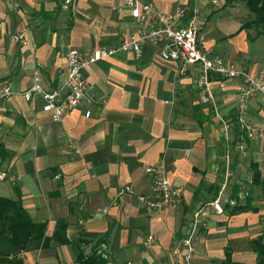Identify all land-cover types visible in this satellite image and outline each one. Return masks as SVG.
I'll return each mask as SVG.
<instances>
[{
	"label": "crops",
	"instance_id": "1",
	"mask_svg": "<svg viewBox=\"0 0 264 264\" xmlns=\"http://www.w3.org/2000/svg\"><path fill=\"white\" fill-rule=\"evenodd\" d=\"M59 1L0 0V81L10 80L13 92L34 85L56 89L67 47L83 52L115 48L118 34L134 29L126 11L113 13L102 0L96 8L91 0H65L72 1V8L87 9L86 15L69 17L62 34L46 23L47 11ZM140 1L153 5L152 0ZM193 1H182L185 14L195 9L198 18ZM169 4H157L164 10L153 6L163 12ZM32 19L38 22L33 25ZM19 33L25 44L11 40ZM199 35L203 37L201 29ZM82 76L92 91L57 123L41 111L37 95L31 102L11 97L0 106L5 154L0 167L18 179L13 185L0 184V197L19 198L34 222L45 223L43 244L20 252L22 264H78L79 250L86 254L95 242L106 264H187L181 240L195 214L198 226L189 264H264V183L251 185L253 166L264 174V137L248 143L244 156L231 151V165L225 162V152L239 136L232 128L234 84L213 85L218 114L230 127L226 144L210 107L197 102L195 73L177 76L174 65L161 61L152 48L143 47L139 58L116 51L86 66ZM263 113L258 102L250 103L251 118L258 121ZM217 133L218 139L223 135L225 163ZM150 168L183 192L177 205L157 214L137 201L149 193ZM229 168L235 176L231 181ZM126 186L131 192L118 194ZM245 201L256 212L227 214L234 202ZM58 220L66 224L65 245L51 240ZM148 235L153 240L146 248Z\"/></svg>",
	"mask_w": 264,
	"mask_h": 264
},
{
	"label": "built area",
	"instance_id": "2",
	"mask_svg": "<svg viewBox=\"0 0 264 264\" xmlns=\"http://www.w3.org/2000/svg\"><path fill=\"white\" fill-rule=\"evenodd\" d=\"M102 1L108 4L113 13L120 14L126 11L134 29L121 31L115 48L83 52L67 47L64 52V66L61 69L62 79L56 89L44 91L34 85L22 93H16L11 89L10 80L0 81V106L11 97H22L31 102L33 96L37 95L41 100V111L52 123H57L76 110L84 96L92 91L93 85L82 76V70L86 66L116 51L130 52L135 58H139L143 47L147 46L155 50L161 61L173 64L177 76H186L191 71L195 73L193 89L197 102L210 107L214 117L222 126L223 134L226 135V144L229 142L227 135L230 133V127L218 114L213 85L220 81H230L234 84V118L240 134L231 141V150L228 148L225 152L226 163L231 151L244 156L248 143H254L264 137V113L258 121L249 115V106L252 102H258L264 112V68L259 67L255 72L245 71L220 56L207 52L204 41L199 35L201 26L195 9L186 16L187 6L180 0L172 13L159 11L151 3L140 0ZM216 3L215 0L211 1L213 6ZM11 40L14 43L25 44L26 38L19 33L12 35ZM34 82H36L35 75ZM88 116L89 112L85 111L84 118ZM146 172L151 175L149 193L137 197V201L146 210L157 214L164 208L179 203L183 193L181 187L172 185L155 168L147 169ZM17 181L16 177L8 175L0 167V184L13 185ZM130 192V186H126L119 189L118 194ZM100 211L105 213L106 208ZM196 216L197 214L190 223L186 237L181 240V245L186 251L183 258L187 264L194 254L192 239L196 233ZM152 240V236L148 235L144 246L147 248ZM177 254V249H174L172 255Z\"/></svg>",
	"mask_w": 264,
	"mask_h": 264
},
{
	"label": "rangeland",
	"instance_id": "3",
	"mask_svg": "<svg viewBox=\"0 0 264 264\" xmlns=\"http://www.w3.org/2000/svg\"><path fill=\"white\" fill-rule=\"evenodd\" d=\"M91 1H93V7L96 8L97 0ZM152 1L156 8L163 10L165 8L158 7V3L159 5L165 1L172 3V5H168V10L163 11L164 13H172L175 5L179 3L178 0ZM211 1L212 0H195L194 4V7H196L199 12L198 22L200 21L199 24L201 26V33L203 34L202 40L204 41L205 48H207L208 51L210 50L209 52L211 54L218 55L225 61L231 62L245 71L253 70L252 72H255L259 67L264 68V40L258 36L259 29L250 24L252 16L247 12L243 3H232L230 0H215L217 3L213 6L211 5ZM184 3L186 4V2ZM69 4H72V1L65 3V0H61L56 2V7L53 6L50 11H47L49 18L46 23L48 27H57L58 31H60V33L62 31L63 34L66 30L67 23L69 22V17L73 16V14L74 16H80L83 13L85 14L84 9H87L85 5H77V7L73 6V9ZM50 5H48V7L52 6ZM91 9V13L93 14V8ZM32 21H34L33 25L38 22V20L34 19L30 22ZM59 21L63 22L61 23ZM240 26H243L242 30L239 29ZM64 50L65 48H63L62 51ZM212 119L214 120V115H212ZM218 134L219 133L216 134L218 141L217 147L220 156L222 157V162L225 163L226 161L224 162L223 156V135L221 134L218 139ZM227 164L231 165L229 158L227 159ZM227 174L228 181H231L235 177L234 173H231L230 168L229 171H227ZM239 174H242V170L239 171ZM230 186L231 185L227 186L226 184V187L229 188ZM228 191L229 190L227 189V192ZM197 226L198 221L196 224V232Z\"/></svg>",
	"mask_w": 264,
	"mask_h": 264
},
{
	"label": "trees",
	"instance_id": "4",
	"mask_svg": "<svg viewBox=\"0 0 264 264\" xmlns=\"http://www.w3.org/2000/svg\"><path fill=\"white\" fill-rule=\"evenodd\" d=\"M230 1L232 3H243L247 12L252 16L250 24L259 29L258 36L264 40V0ZM242 28L243 26H240L239 29L242 30ZM232 128L234 129L233 131L238 132L235 122ZM4 155V150L0 147L1 161H3ZM263 183L264 174H261L257 170V167L253 166L251 185L261 186ZM247 211L256 212V208L251 207L247 201L242 205L234 202L232 206L228 207L227 214L232 216ZM44 229L45 223L34 222L22 207L19 198L9 199L0 197V264H22L21 260L18 258V254L29 248L38 247L41 242L43 244L45 239ZM65 231V222L61 220L56 221L51 240L57 245H65L68 243L65 237ZM82 242L85 243L83 240H80L78 243L80 244ZM259 242L260 238L255 241V243ZM98 251L99 244L95 242L88 253L84 254L83 251L79 250L76 262L78 264H106V261L101 257V253ZM228 255L226 256L227 258Z\"/></svg>",
	"mask_w": 264,
	"mask_h": 264
}]
</instances>
